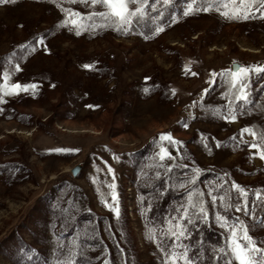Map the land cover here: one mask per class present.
Here are the masks:
<instances>
[{"label":"rangeland","instance_id":"374dc122","mask_svg":"<svg viewBox=\"0 0 264 264\" xmlns=\"http://www.w3.org/2000/svg\"><path fill=\"white\" fill-rule=\"evenodd\" d=\"M180 3L182 11L147 32L131 24L79 35L76 18L64 23L69 0L0 3V264H65L68 230L84 227L79 219L89 214L114 232L128 227L141 264H170L145 221L139 185L181 163L245 189L235 216L262 250L257 264L264 261V148L249 147L264 134V72L249 73L244 100L235 99L229 74L264 66V16L258 3L248 19L222 15L241 0L188 15ZM17 83L36 87L8 94L5 86ZM230 101L235 120L224 119ZM162 133L178 143L161 141ZM161 147L170 153L163 160ZM81 252L101 251L82 243Z\"/></svg>","mask_w":264,"mask_h":264},{"label":"trees","instance_id":"16d2710c","mask_svg":"<svg viewBox=\"0 0 264 264\" xmlns=\"http://www.w3.org/2000/svg\"><path fill=\"white\" fill-rule=\"evenodd\" d=\"M49 2L50 0H38ZM182 0H169L165 4L164 0H149L145 5V15L140 18H134L132 25L139 28L142 32L151 30L157 22H166L172 19L175 12L182 11ZM187 2V0H184ZM230 0H216L217 6H221ZM68 10L80 13V16H72L78 22L86 25L95 24L99 29H113L117 31L115 26L109 23L105 25V20L99 16L88 20L87 16L93 12H103L106 9L102 5L93 6L91 0H69ZM197 7L206 6L204 0H197ZM92 28V27H87ZM94 28V29H95ZM138 31V29H136ZM186 163L176 164L171 167H160L159 170L153 171L149 185L141 187L140 192L144 196L145 221L154 229L157 244L166 253L171 254L173 251L180 253L183 248H174L177 243L174 237L169 233V228L176 222V218L183 215V207L188 204L187 193L193 188L196 194L193 196L195 201L197 194L202 192L204 205L206 208L207 218L197 219L192 216V223L188 224V218L179 222L186 226V235L179 243L187 246V250L193 264H228L231 261L230 251L220 252L222 247H226V239L229 234L228 229L225 230L217 223V215H223L228 224L231 225L237 218L235 216V207L243 208V201L239 199V194L231 189L230 185L222 183L221 178L210 171H197ZM195 175V181L192 180ZM211 186L213 195L217 197L213 203L211 196L208 195ZM223 197V201H221ZM230 205V206H229ZM264 211V201L257 207V213ZM189 212L192 209L189 208ZM80 222H86L80 229V225L71 226L68 230V241L71 242L72 252L68 258L72 264H141L138 254L136 253V245L133 234L130 229L123 226L124 231H112L110 225L103 216L89 214L87 217H80ZM81 224V223H80ZM172 225V226H171ZM102 227L107 231L108 238L104 239ZM84 231L85 234H81ZM82 243H88L90 246L96 247L101 252L95 256H88L81 252ZM178 264H183L179 260ZM231 264L232 261H231Z\"/></svg>","mask_w":264,"mask_h":264},{"label":"snow or ice","instance_id":"6c2138e0","mask_svg":"<svg viewBox=\"0 0 264 264\" xmlns=\"http://www.w3.org/2000/svg\"><path fill=\"white\" fill-rule=\"evenodd\" d=\"M5 0H0V3H4ZM165 4L169 2V0H164ZM149 3V0H91V4L93 6L102 5L106 11L103 12H93L89 13L87 16L88 20H92L93 17L99 16L105 20V25L107 26L111 23L115 26L117 31H125L129 30V26L133 23L134 18H140L145 15V5ZM197 3V0H187V6L183 9V14L188 15L193 11H204L208 12L212 7H217V11H220V7L217 6L216 0H204V4L206 6L202 7H194ZM258 3L259 11L261 16H264V0H241L240 7H233L230 11L225 10L222 12V15L228 19H248L249 12L252 10V5ZM223 8L228 9V4L221 5ZM67 16L64 23H68V17L72 16H80L78 12H72L68 9H62ZM175 22V21H173ZM71 24L76 27L77 35L80 34V31L86 29L87 27H92L93 29L97 27V25H86L83 23V17L81 18V22H78L76 19L71 20ZM162 27H157L156 32L162 31ZM147 38V37H145ZM85 68L91 67L90 65H84ZM256 72L261 73L264 72V66H256L254 68L238 66L234 70H230L229 74L231 76L230 84L234 88H238V91L235 94L236 100H244L247 99L248 93L246 91L248 87V79L249 73ZM34 84H24L21 85L19 83L12 84L10 86L6 85L5 88H10L8 94H12L13 92L20 90H27L29 88H35ZM3 100V97L0 96V101ZM224 119L235 120L236 115L231 109V101L229 105V114L224 117ZM187 125H185L186 127ZM242 132H252L251 128H244ZM252 135L255 137L256 133L252 132ZM160 140H167L171 143H178L177 141L172 140L170 134L162 133L160 135ZM251 148H264V134L260 136V143L253 142L249 145ZM56 151H78V149H56ZM264 158V151H259L257 153ZM160 159L163 160L166 156H170V153L167 152L163 147L160 148L159 152ZM109 172L112 171L111 168L108 169ZM194 173L198 171V169L193 170ZM196 177L193 175L192 180L195 181ZM110 188L115 187V185H109ZM232 189L237 190L239 193V199L244 200V198L248 195L244 188L233 183L231 185ZM196 194V189H192L187 193L188 195V204L183 207V215L176 218L177 222L169 228V233L172 237L175 238L177 243L173 245L174 248H183V251L177 253L173 251L171 254L165 253L166 261H170V264H176L177 260H182L183 264H193L191 260L187 246L179 243V241L185 237L186 235V226L182 225L179 221L185 218H188V224L192 223V216L195 215L197 219H206L207 213L203 200V193L200 192L197 194V198L194 201L193 196ZM208 195L211 196L213 203L216 202L217 197L213 195L211 186L209 187ZM256 196L259 197L260 193H256ZM223 201V197L220 198ZM112 200H116V194L113 191ZM230 206V205H229ZM189 208L192 209V212H189ZM117 215H119L118 209H113ZM241 206L236 207V211H240ZM217 223L221 225V227H226L228 229V236L226 239V247H222L220 252L230 251L231 256L235 258L238 264H257V260L254 259L256 253L261 252L260 248L256 247V244L253 240V237L249 235L248 228L244 225L243 221H235L233 224L229 225L226 218L223 215H217ZM65 264H72L71 259L65 261ZM231 264V261L228 262ZM260 264H264V261L260 262Z\"/></svg>","mask_w":264,"mask_h":264},{"label":"water","instance_id":"95a60500","mask_svg":"<svg viewBox=\"0 0 264 264\" xmlns=\"http://www.w3.org/2000/svg\"><path fill=\"white\" fill-rule=\"evenodd\" d=\"M72 171H73L74 174H76L77 171H78V167H75Z\"/></svg>","mask_w":264,"mask_h":264}]
</instances>
